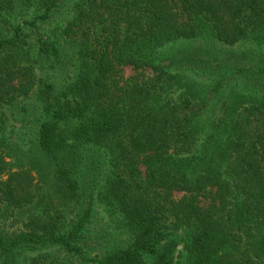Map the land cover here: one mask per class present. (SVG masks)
<instances>
[{
	"label": "trees",
	"instance_id": "obj_1",
	"mask_svg": "<svg viewBox=\"0 0 264 264\" xmlns=\"http://www.w3.org/2000/svg\"><path fill=\"white\" fill-rule=\"evenodd\" d=\"M199 38L264 45V0H0V216L41 204L0 218V264H174L179 244L186 264H264V53L205 78L161 60ZM15 122L30 136L11 141ZM19 140L44 161H19ZM95 203L124 235L103 253Z\"/></svg>",
	"mask_w": 264,
	"mask_h": 264
},
{
	"label": "rangeland",
	"instance_id": "obj_2",
	"mask_svg": "<svg viewBox=\"0 0 264 264\" xmlns=\"http://www.w3.org/2000/svg\"><path fill=\"white\" fill-rule=\"evenodd\" d=\"M69 4L67 2L61 3L56 9L51 13L52 15L43 25L44 33H51L52 31L58 32L65 20L70 17ZM25 13V12H24ZM28 15V14H27ZM26 15V17H27ZM264 53V45L252 44V43H241L236 46H228L221 44L209 38H199V39H178L171 41L164 45L160 49L161 60L175 69H181L183 72H188L193 74L196 78L211 76L219 71L232 72L235 68H238L242 65L249 64V59L251 57L255 58L258 54ZM259 56L253 60L255 64L259 60ZM261 58V56H260ZM255 67H258L255 65ZM248 71H246L247 73ZM134 73V70L130 66L123 67V74L125 77H129ZM221 75V74H220ZM218 75V76H220ZM264 80V79H263ZM237 83L242 86L243 89L252 88L254 80V75L249 73L248 75H241L236 77ZM261 86V85H260ZM262 88L264 87L261 86ZM183 90V87L176 89V94ZM28 106L29 118H33V114L37 111L36 106L37 102L34 98L27 99L24 101ZM222 106V101L211 100L207 104V115H219ZM13 120L10 117V123ZM14 132H10V140H18V138H26L30 136L31 126L29 124H17L15 122ZM10 128V127H9ZM20 142L23 140H19ZM22 142V154L19 155V161H22L26 164H32L33 162L41 163L44 159L39 158L37 152L32 146ZM104 166L102 167V169ZM34 174V172H33ZM35 175V174H34ZM5 175L0 174V180L5 179ZM36 177V175H35ZM38 179V177H36ZM180 193L175 194L179 196ZM40 202L37 201L35 204L28 206L23 209H15L11 213L4 212L0 218L4 221L1 224H6V229L11 230L22 221L26 220L30 215L37 213L40 210ZM23 225V223H21ZM89 227V236L91 242L94 246L90 250L91 253L97 251L103 253L107 249H112L118 245H123L124 235H113L114 229L111 226L110 218L106 210L99 204L95 203L93 210V215L90 216L88 221ZM100 234V235H99ZM48 250H55V248H50ZM182 250V244H179L177 250L175 251V260L174 264H186L182 255L180 254ZM39 253L38 249L28 250L25 252L29 257L35 256Z\"/></svg>",
	"mask_w": 264,
	"mask_h": 264
}]
</instances>
